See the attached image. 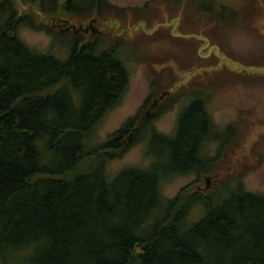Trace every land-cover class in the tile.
I'll use <instances>...</instances> for the list:
<instances>
[{
  "label": "trees",
  "instance_id": "trees-1",
  "mask_svg": "<svg viewBox=\"0 0 264 264\" xmlns=\"http://www.w3.org/2000/svg\"><path fill=\"white\" fill-rule=\"evenodd\" d=\"M212 1L150 0L121 8L108 0H0V264H264V194L248 190L246 171H239L255 156L247 150L238 156L234 125L217 129L205 107L214 91L211 72L222 70L207 72L216 56L197 64L199 71L178 90L160 89L153 78L138 111L88 144L127 88L129 70L117 55L122 36L137 25L151 29L160 20H147L150 11L163 8L220 31L227 9ZM261 9L257 2L251 15ZM40 14L94 18L106 30L93 37L67 32ZM20 26L70 34L67 56L32 48L17 34ZM198 29L191 33L206 37V27ZM164 90L169 94L138 121ZM185 97L175 132L158 131L155 120ZM129 132L158 152L149 153L147 167L110 174L107 162L125 151L121 141ZM211 140L218 142L216 153L205 156ZM215 167L219 175L232 169L215 194V180L206 192L192 185L173 197L162 192L172 176L196 173L201 182ZM193 205L200 215L187 222Z\"/></svg>",
  "mask_w": 264,
  "mask_h": 264
},
{
  "label": "rangeland",
  "instance_id": "rangeland-1",
  "mask_svg": "<svg viewBox=\"0 0 264 264\" xmlns=\"http://www.w3.org/2000/svg\"><path fill=\"white\" fill-rule=\"evenodd\" d=\"M108 1L126 8L141 7L150 0ZM212 2L223 5L227 9L224 13V27L220 31L214 28V23L207 24L208 21H204L197 25L192 18L191 20L186 19L185 16L183 18L180 13L174 15L175 11L163 8L150 11L147 20L151 18L160 20L158 24L153 23L151 29L145 28L144 25L143 27L137 25L130 28L132 33L120 37L123 45L117 55L129 70L127 88L121 103L106 113L88 144L93 146L101 142L126 118L138 111L150 91V82L153 78L157 79L160 89L176 90L186 87L189 84L183 85L186 79L199 71L197 64L208 61L210 63L216 56L219 62L214 66L211 65L207 72L216 70L217 66L222 70L211 72L213 75L211 85L214 91L205 103L206 110L217 129H222L230 123L234 125V146L238 147V156L239 154L242 156V152L246 150L253 151L255 157H252L250 161H243L239 171L243 168L246 171L242 176V182L248 190L264 194V73L257 72L258 69L264 68V0H213ZM257 2L262 9L257 14L251 15ZM251 3L254 5L250 6ZM28 8L25 7L27 10ZM30 8L32 10V7ZM25 9L21 8L22 11ZM39 16L47 24L56 28H64L61 22L57 25L56 20H53L56 17L66 19L76 26L79 23L86 26L92 19L79 21L59 15L53 18L46 17L47 19L41 14ZM198 26L206 27L204 30L207 32L206 37L201 33L196 34L199 30ZM94 27L98 31L91 37L106 30V25L97 22L94 23ZM154 27L156 30L149 33ZM194 30L196 31L191 33ZM90 33V27L88 32H83L88 37ZM17 34L32 48L41 52L54 53L61 59L65 58L69 51L70 34L66 37H54L53 34L36 31L27 26H20ZM115 35L118 34L115 32ZM202 37L205 40L201 39ZM110 39L111 34L104 35L103 46L107 45ZM242 67L250 71L241 73ZM188 99L185 97L178 101L155 120L154 125L158 131L165 134L175 132L178 113ZM121 142L125 151L121 156L113 157L107 162V171L110 174L126 166L147 167L151 160L149 153L156 155L159 149L158 146L148 145L144 140L135 141L132 132H129ZM217 146L218 142L211 140L207 146L203 147L202 153L205 156H214ZM228 158L229 156L226 157L227 161ZM209 168L208 166L203 170L207 171ZM215 170L216 167L212 170V174L203 175L201 182L196 181V173L172 176L163 184L162 192L166 197H173L183 187L192 185V188H203L205 184L208 186L206 190L208 191L214 186L213 180H215L217 184L212 191V194H215L222 188V183L218 181L227 178L232 169L220 175L216 174ZM206 177L210 178L207 183ZM223 196L224 193L217 199ZM199 215V205H193L187 214L186 221L192 222Z\"/></svg>",
  "mask_w": 264,
  "mask_h": 264
},
{
  "label": "water",
  "instance_id": "water-1",
  "mask_svg": "<svg viewBox=\"0 0 264 264\" xmlns=\"http://www.w3.org/2000/svg\"><path fill=\"white\" fill-rule=\"evenodd\" d=\"M28 10H31V8L29 7ZM35 11L37 12L38 10L35 8ZM53 20H56L57 25H59V23L61 22V24L64 26V28L58 27L61 30H65V31L66 30H72L74 33H77L79 31L80 32H88V29L90 27L91 28V33H90L89 37H91L95 32L98 31L94 27V23L96 22V19H94V18H92L89 21V24L86 25V26H83L81 23H79L76 26L75 24H70L68 20H66V19H60L59 17L53 18ZM155 29H156V27L153 28L152 30H150L149 33L153 32ZM201 39H204L205 40V38H203V37ZM215 69H220V67L217 66V67H215ZM238 71H239V69H238ZM249 71H250L249 69H246V68H243L242 67V72L241 73H247ZM257 72L258 73H264V68L258 69ZM168 94H169V91L164 90V91H162L160 93V95L157 98L153 99V102L150 104L149 109L146 111V114H148L149 111H150V109H152L153 107H155L158 104L159 100H161L164 96H166ZM209 179H210L209 177H206V183L209 181ZM197 189H200L202 191H206L208 189V186H207V184H205V186L203 188L197 187Z\"/></svg>",
  "mask_w": 264,
  "mask_h": 264
},
{
  "label": "flooded vegetation",
  "instance_id": "flooded-vegetation-1",
  "mask_svg": "<svg viewBox=\"0 0 264 264\" xmlns=\"http://www.w3.org/2000/svg\"><path fill=\"white\" fill-rule=\"evenodd\" d=\"M152 100H153V99H152ZM150 104H151V103L148 104V108H146L145 110H143V112L141 113V115H140L139 118H138V121L141 120V119L143 120V119H144L143 116H145V115H146V116L149 115L150 111H149L148 114H146V111L149 109ZM156 106H157V105H156ZM156 106H155V107H156ZM155 107H153V108H155Z\"/></svg>",
  "mask_w": 264,
  "mask_h": 264
}]
</instances>
